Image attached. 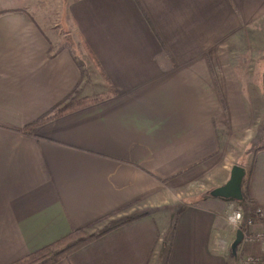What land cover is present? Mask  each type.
Instances as JSON below:
<instances>
[{
    "label": "crops",
    "instance_id": "0c3cea01",
    "mask_svg": "<svg viewBox=\"0 0 264 264\" xmlns=\"http://www.w3.org/2000/svg\"><path fill=\"white\" fill-rule=\"evenodd\" d=\"M20 1L0 0V264L76 229L103 232L56 264H264V241L232 252L228 219L264 233L247 222L264 206V0ZM99 65L110 97L27 128L109 92ZM245 154L249 207L207 194Z\"/></svg>",
    "mask_w": 264,
    "mask_h": 264
},
{
    "label": "trees",
    "instance_id": "16d2710c",
    "mask_svg": "<svg viewBox=\"0 0 264 264\" xmlns=\"http://www.w3.org/2000/svg\"><path fill=\"white\" fill-rule=\"evenodd\" d=\"M89 50L92 52L90 48ZM92 56L95 57L93 52ZM100 70L111 87V90L109 92L97 94L95 96H85L79 99L68 101L67 99H64L63 101L52 107L50 110L43 113L37 119L32 121L29 125H27V128L30 129L34 126L42 125L50 120L61 117L72 110L85 107L93 102H97L103 98L110 97L112 95V92L114 91L112 83L102 67H100ZM102 232L103 231L87 234L80 229L73 230L66 236H63L60 239L25 255L24 257H20L9 264H56L61 259L68 257L72 252L79 249L94 238L98 237L100 234H102Z\"/></svg>",
    "mask_w": 264,
    "mask_h": 264
},
{
    "label": "water",
    "instance_id": "95a60500",
    "mask_svg": "<svg viewBox=\"0 0 264 264\" xmlns=\"http://www.w3.org/2000/svg\"><path fill=\"white\" fill-rule=\"evenodd\" d=\"M246 174V169L243 165L233 164L231 173L228 180L221 184L213 187L210 191L211 195L224 198L242 199L243 193V181ZM243 230L239 228L236 233V238L232 243V252L237 254V247L243 239Z\"/></svg>",
    "mask_w": 264,
    "mask_h": 264
},
{
    "label": "built area",
    "instance_id": "2783aa9c",
    "mask_svg": "<svg viewBox=\"0 0 264 264\" xmlns=\"http://www.w3.org/2000/svg\"><path fill=\"white\" fill-rule=\"evenodd\" d=\"M254 216H259L261 218H264V206L259 205L255 207V209L252 212V215L248 217L247 222L249 224H251L254 221ZM243 218H244V213H243V210L240 208L234 209L228 214L229 221L238 228H242L241 221L243 220ZM242 230L244 233L243 239H249V240H254V241H264V233L251 232L243 228ZM241 258L246 262L259 259V257H256L254 255H248L244 257L242 256Z\"/></svg>",
    "mask_w": 264,
    "mask_h": 264
},
{
    "label": "rangeland",
    "instance_id": "374dc122",
    "mask_svg": "<svg viewBox=\"0 0 264 264\" xmlns=\"http://www.w3.org/2000/svg\"><path fill=\"white\" fill-rule=\"evenodd\" d=\"M67 1L68 0H61V2H62V5L64 6L65 5V3H67ZM17 2L18 3H20L21 1L20 0H17ZM65 7V6H64ZM64 7H63V11L65 10L64 9ZM62 11V12H63ZM65 15V13L63 12L62 13V17ZM257 60V59H256ZM258 64H259V66H258ZM262 65H264V57L263 58H261L260 60H257V63H256V65L254 66V68H255V70H253V73H255V77H254V79H253V82L255 83L256 81H257V74L259 73V71H257V69L260 67V66H262ZM257 66H258V68H257ZM260 86L261 87H263L262 88V91H263V94H264V86H263V84L262 83H260ZM241 101H242V98L239 96V99H238V101H237V104H236V106H237V109H242L243 110V107H242V103H241ZM245 160H246V154L245 155H241V158L239 159V162L237 163V164H240V165H242V163H244L245 162ZM214 172H216V171H214ZM180 190H181V187H179V189H178V191L180 192ZM209 191V192H208ZM207 192V194H211L210 193V191H211V189L210 190H208ZM214 197H217V196H214ZM218 198H222V199H225V200H232V201H235V202H238L239 204H241L244 208H248L249 207V202H248V199L246 198V196L245 197H243L242 199H233V198H224V197H218ZM170 207H174L175 209L177 208V205H176V203H174L173 205H171Z\"/></svg>",
    "mask_w": 264,
    "mask_h": 264
}]
</instances>
